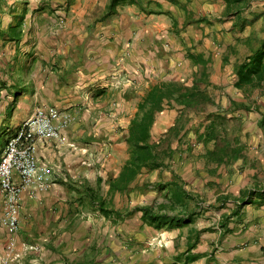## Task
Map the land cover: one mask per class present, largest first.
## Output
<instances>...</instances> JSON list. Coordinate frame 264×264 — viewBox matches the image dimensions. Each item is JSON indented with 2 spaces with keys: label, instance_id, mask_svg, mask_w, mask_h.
Segmentation results:
<instances>
[{
  "label": "crops",
  "instance_id": "obj_1",
  "mask_svg": "<svg viewBox=\"0 0 264 264\" xmlns=\"http://www.w3.org/2000/svg\"><path fill=\"white\" fill-rule=\"evenodd\" d=\"M110 1L0 0V161L38 109L70 120L63 142L37 145L44 186L22 192L17 231L0 188V264H264L262 157L240 142L263 117L236 87L248 43L264 40V0H140L107 16ZM201 79L202 129L166 101L151 130L163 161L123 180L151 86ZM217 119L243 127L226 149L201 137Z\"/></svg>",
  "mask_w": 264,
  "mask_h": 264
},
{
  "label": "trees",
  "instance_id": "obj_2",
  "mask_svg": "<svg viewBox=\"0 0 264 264\" xmlns=\"http://www.w3.org/2000/svg\"><path fill=\"white\" fill-rule=\"evenodd\" d=\"M138 3L140 4V0H111L108 6L107 16L116 14L118 8L121 6ZM253 44L252 41L248 43L251 47V55L236 68V87L250 90L263 89L264 91V40L260 41L256 47ZM203 82V79L196 81L193 88L179 85L178 82L170 84L161 83L151 86V89L145 95V103L140 106V111L144 112V115L137 117L130 126L127 142L130 144L132 150V158L121 174L123 180L135 179L143 167H149L151 169L159 167V164L163 161V157L158 151V145L151 140V130L155 122L156 114L163 111V104L166 101H171L175 96H177L178 102L188 109H196L200 104L208 101L209 98L204 96L198 89V85ZM234 106L239 107L240 104ZM219 122H222V120L217 119L211 123L206 135L201 136L206 142L218 141L219 134L217 126ZM260 126L264 131V116ZM228 146H231V143H227L226 148ZM222 152L221 150V154H213V157L222 159L224 157ZM99 205L102 211L107 212L104 201H101ZM143 209L145 218H149L152 222H157L162 217L156 214L151 207H145Z\"/></svg>",
  "mask_w": 264,
  "mask_h": 264
},
{
  "label": "built area",
  "instance_id": "obj_3",
  "mask_svg": "<svg viewBox=\"0 0 264 264\" xmlns=\"http://www.w3.org/2000/svg\"><path fill=\"white\" fill-rule=\"evenodd\" d=\"M68 117L54 108H40L10 139L0 161V188L5 195L3 221L12 230L20 228L21 196L25 189H41L44 185L37 158V145L44 141L63 142ZM15 174L20 182L14 179Z\"/></svg>",
  "mask_w": 264,
  "mask_h": 264
},
{
  "label": "rangeland",
  "instance_id": "obj_4",
  "mask_svg": "<svg viewBox=\"0 0 264 264\" xmlns=\"http://www.w3.org/2000/svg\"><path fill=\"white\" fill-rule=\"evenodd\" d=\"M155 82V80L153 81ZM188 82L185 81V83ZM151 85V83L146 82L145 80V92L147 91V89L149 88V86ZM216 90V89H215ZM216 93L214 94V97L216 99H218L219 94L222 92L220 90L218 91H214ZM243 96L245 98H247V103L249 105H251L252 107L255 105L254 107V114L256 115V117H263L264 116V91L263 89H256V90H248L245 93H243ZM215 108V107H214ZM194 113H192V112ZM189 112V115L186 116L187 119H192L193 121V125L194 127L192 128L194 135L195 133H197V131L201 130L203 127L204 122L206 121L205 116H202L198 113V110L192 109ZM190 114H193V116H191ZM191 116V117H190ZM185 120V118H184ZM249 126H246V134L243 138L240 139L241 145L244 146L246 148V150L249 151H253V152H259V155H261L262 160H260V164L255 165L253 169H255V179L258 178V180L264 181V131L262 129V127L260 126V124L254 123L257 121V118L255 119H248ZM186 122V120H185ZM228 125V124H226ZM230 126V125H228ZM233 129L230 131H226L224 123L223 122H219L217 129H218V134H219V139L218 141H209L206 142V145H210L212 147H217V148H224L227 146V143H233L235 142V136H236V132L237 130L241 132V130L243 129V127H241V125L238 124V126H240V128H237V124H232ZM252 126V128H251ZM236 127V128H235ZM262 130V131H261ZM261 132V133H260ZM226 135V136H225ZM196 136V135H195ZM192 137L194 138V142H197V144H195V148H198L200 145H198L199 141H197L196 137ZM243 136V135H242ZM241 137V136H240ZM192 138L189 137V139L192 140ZM190 140V141H191ZM190 141H188L190 143ZM258 155V154H257ZM258 155V156H259ZM250 162V161H249ZM259 161H255V164L258 163ZM252 164H254V162H251ZM259 175V177H257Z\"/></svg>",
  "mask_w": 264,
  "mask_h": 264
}]
</instances>
